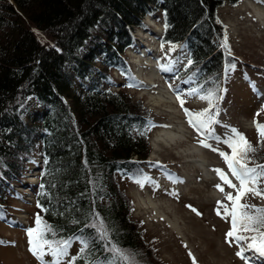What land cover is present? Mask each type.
<instances>
[{
	"label": "trees",
	"instance_id": "16d2710c",
	"mask_svg": "<svg viewBox=\"0 0 264 264\" xmlns=\"http://www.w3.org/2000/svg\"><path fill=\"white\" fill-rule=\"evenodd\" d=\"M223 2L237 0H0V221L17 192L11 184L25 183L23 173L38 156L37 181L29 186L33 223L39 214L56 233L50 239L72 241L61 264L76 256L74 264H108L112 245L135 254L137 264H165L130 217L122 186L143 177L153 123L140 99L108 85L119 82L112 71L132 78L124 50L133 29L155 13L159 42H182L187 51L178 78L217 103L222 69L235 62L222 47L216 8ZM255 136L248 139L257 147L253 160L264 164ZM97 216L106 239L91 227ZM81 240L88 243L82 254Z\"/></svg>",
	"mask_w": 264,
	"mask_h": 264
},
{
	"label": "rangeland",
	"instance_id": "374dc122",
	"mask_svg": "<svg viewBox=\"0 0 264 264\" xmlns=\"http://www.w3.org/2000/svg\"><path fill=\"white\" fill-rule=\"evenodd\" d=\"M249 1L255 5H264L263 0H237L235 4L223 2L216 8V15L224 26V37L227 36L228 47L235 62L228 64L227 70L222 69L224 71L220 77L221 96L219 101L213 104L215 107L210 105L207 107V100L199 99V96L205 95L198 91L194 95H188L195 88L189 83V79L178 78V72L186 61L187 51L182 42L157 43L160 33L155 28H160L161 19L155 13L147 14L155 28L147 26V24H143L142 27L144 31H147L144 34L152 36V38L139 36L140 33L133 29V44L124 50L123 59L129 65L132 78L126 80L115 71L111 72L112 79L119 80V82L115 84L111 82L108 85L109 88L115 90L120 85L133 99H140L148 110L147 116L151 118L153 125H156L151 127L148 133L149 153L145 160L140 162L142 179L134 180V182L124 180L122 186L125 188L126 195L131 199L130 217L140 221L145 240H150L158 258L165 264H192L188 255L189 251L195 256L197 264H255L256 259L257 261L264 260V256L254 250H248L247 246L252 242L250 239L241 241L239 244L233 243L232 246L225 241V234L231 228L230 218L226 220L222 218V215L218 216L215 211L217 201L224 200L222 193L214 187L221 181H202L203 183H201L198 168L187 161V155L177 148L185 146L188 142L200 145L198 141L206 138V134L202 135L189 126L184 110L176 99L178 94L185 101L184 108L193 113L211 107V112L215 114V119L218 121L211 125L215 136L224 139L230 128H236L247 139L254 141L256 138L252 122L257 111L264 105V24L257 19ZM145 48H147L145 55L147 54V57L157 62V76L151 80L153 83L149 85H147L146 77L150 73V69L146 67L143 56H139L136 64L133 63L134 58H132L136 54L144 53ZM231 65L234 67H230ZM122 80L124 83H120ZM129 82L134 86L123 85ZM159 89L169 90L174 96L175 101L172 106L177 109L175 115L182 122V126L188 129L187 141L180 140L176 146L164 145L161 141L153 147L150 146L152 134L161 128L168 119L166 110H164L166 105L155 102L148 93L157 92ZM255 118L262 121V113L260 112V115ZM206 142L220 151H231L227 145L217 143L214 139L209 138ZM155 146H157L156 149H154ZM202 148V155L211 165L226 169L218 152H214L210 148ZM153 149L155 154L150 156ZM38 160V156H36L33 165L27 166L28 169L23 173L26 181L36 178ZM192 172L194 173L193 177L191 175L186 177L187 173L192 174ZM136 181L143 182V187ZM233 182L235 183V180ZM223 186L226 192L232 191L235 195L233 189L226 185ZM11 187L18 190V193H14V200L9 201L10 210L1 217L0 241L3 243H0V263L41 264V261L28 251L26 230L35 227L32 190L23 183L22 185L12 183ZM145 192L149 193L151 200H154L153 202H156L157 206H161L167 217L173 215L176 218L179 228L183 231L184 239L182 236L176 235L164 217L153 214L154 212L146 200ZM224 202L230 204L228 201ZM241 203L263 204L259 198L252 197L251 194L242 199ZM188 205L197 209L201 215L191 211ZM223 211L221 208L222 214ZM240 234L251 237L248 232ZM242 249L247 259H241L236 255V252ZM250 258L253 262L250 261ZM52 259L49 255L43 257L45 264H48Z\"/></svg>",
	"mask_w": 264,
	"mask_h": 264
},
{
	"label": "snow or ice",
	"instance_id": "6c2138e0",
	"mask_svg": "<svg viewBox=\"0 0 264 264\" xmlns=\"http://www.w3.org/2000/svg\"><path fill=\"white\" fill-rule=\"evenodd\" d=\"M222 47L228 51L229 55L231 54L226 35ZM189 63H191V61H189ZM230 67H234V65H231ZM127 87H133V85L129 84ZM196 93L197 89H192L188 95H194ZM176 99L184 110L189 126L202 135L206 134L205 139L198 141L200 145L205 148H210L214 152H218L226 165L227 172L221 168L213 169L219 180L222 182L216 183L214 187L221 192L224 197V200L217 201V208L215 211L218 216L222 215V218L226 220L230 218L231 223L230 230L225 234V241L232 246L233 243L239 244L241 241L250 239L252 242L248 244V249L254 250L264 256V231H261V229L264 228V207L255 204L250 205L247 203H241V200L249 194H251L252 197L264 200V187H261V185L264 184V164H256L253 160V156L257 152V147L236 128H230L224 139L214 135V130L211 125L218 123V121L215 119V114L211 112V107H215L211 102V94L199 96V99L207 100L211 107L195 113L184 108L185 101L182 99L181 95L178 94ZM261 111H264V106L257 111L252 123L253 127L256 129L257 143L264 147V123H260L255 118L260 115ZM155 126L156 125H150L149 130L151 127ZM162 127H167V125ZM144 134L145 133H141V135ZM209 138L216 140L217 143L227 145L231 151L225 152L220 151L218 148H213L211 144L206 142ZM229 173L231 178H229ZM233 180H235V183ZM136 182L143 187V182ZM223 185L233 189L235 195L232 191L226 192ZM41 187H43V185H41ZM224 201H228L230 204L225 203ZM37 207L41 208L43 211H47V209L42 208L39 202H37ZM188 207L197 215H201L197 209L190 205H188ZM221 208L224 210L223 214L221 213ZM96 221L97 222L93 223L91 227L96 229L101 239H106L108 233L104 227L103 221L98 216L96 217ZM35 224L36 227L26 230L29 245L28 251L40 260L41 264H45L43 260L45 255H50L53 258L48 264H61L62 259L68 256V249L71 247L72 241L50 239L49 235L55 236L56 233L51 225L42 222V218L39 214L36 215ZM242 232H253L257 235L246 237L240 234ZM258 239H260L259 244L256 243ZM80 242L82 244L80 253L82 254L88 247V243L85 240H81ZM0 243L3 242L0 241ZM184 246L187 247V245ZM108 250L114 253V258L108 261V264H117V258L119 259L120 264H137L135 254L126 253L115 245H112ZM188 255L192 260V264H197L196 258L191 251L188 252ZM236 255L241 259H247L244 256L243 249L237 251ZM79 258L81 257H72L69 264H74Z\"/></svg>",
	"mask_w": 264,
	"mask_h": 264
},
{
	"label": "bare ground",
	"instance_id": "6f19581e",
	"mask_svg": "<svg viewBox=\"0 0 264 264\" xmlns=\"http://www.w3.org/2000/svg\"><path fill=\"white\" fill-rule=\"evenodd\" d=\"M264 1V0H263ZM250 5H251V9H254V13L257 17V19L264 24V5L259 4V5H255L253 3H251V1H249ZM261 16H263V18H261ZM143 22L144 24H147V26H151L153 28H155L153 21L151 20V18L147 17V14L145 15V17L143 18ZM108 25V24H107ZM137 33H140L139 36H147L149 38H152V36H148L146 34H144V32L147 33V31H144L142 28H135ZM155 30H159L157 28H155ZM151 32V31H150ZM154 32V31H153ZM152 33V32H151ZM142 34V35H141ZM144 34V35H143ZM147 48H145L143 51L144 53L142 54H136L134 58V62L133 63H138V58L139 56H143V61L145 62L146 67H149L150 69V73L148 74V76L146 77L147 79V85L153 83L151 80L157 76L156 73V66H157V62L156 60H151L149 57H147V54L145 55V50ZM137 51V50H136ZM132 53V52H131ZM134 53V52H133ZM148 53V52H147ZM144 54V55H143ZM151 96V98H153V100L155 102H159V103H164V105H166V108H164V110H166V115H168V119L166 120V123L164 125H167V127H161L158 130H156L151 137V147H153L157 142H160L162 144H166V145H177V142L180 140H186V137L188 136V129H186L185 127L182 126V122H180L179 119H177L175 112H176V108H174V106H172L174 103V96L170 93L169 90H164V89H159L157 90V92H148ZM176 107V106H175ZM163 110V111H164ZM180 116V115H179ZM163 125V126H164ZM186 126V125H185ZM150 140V139H149ZM189 140V139H188ZM157 145V144H156ZM157 146H155L154 149H156ZM181 152H184V154L187 155V161H190L191 164L195 165L198 170L200 171V178H201V183H203L202 181H208L211 182L213 180H216V182L219 180V178L217 177L216 173L213 171V169L217 168L216 166L211 165V163L206 160V158L202 155L203 153V148L201 145H196V144H192V143H187L185 146L183 147H177ZM154 149L152 150L150 156H154L155 151ZM172 149V148H171ZM173 150V149H172ZM179 152V151H178ZM178 154V153H177ZM186 161V162H187ZM215 162V161H214ZM190 165V164H189ZM187 166V165H186ZM226 168V167H225ZM193 170V169H192ZM227 172V168L224 169ZM198 172V171H197ZM186 174V173H185ZM190 175L193 177L194 173L192 172V174L187 173L186 177H190ZM199 175V174H198ZM229 178H231L230 173H229ZM196 179V178H195ZM33 180V179H32ZM220 181V180H219ZM200 183V184H201ZM206 183V182H205ZM222 183V182H221ZM202 185V184H201ZM205 185V184H204ZM203 186V185H202ZM24 190V189H23ZM26 191V190H25ZM149 192V191H148ZM145 192V196H146V200L149 204V207L152 208L153 210V214H158L162 217H164L166 223L170 226V228H172L176 235L182 236L183 237V231L181 228H179V225L176 222V218H174V216L172 215L171 217H167L166 214L163 213L161 206H157V203L153 202L149 196V193ZM218 192V191H217ZM216 192V193H217ZM140 197V195H139ZM141 199V198H140ZM144 200V199H143ZM144 203V202H142ZM167 206V205H166ZM168 207V206H167ZM148 208V207H147ZM163 208V207H162ZM149 209V208H148ZM170 209V208H169ZM168 209V210H169ZM150 211V210H149ZM176 216V215H175ZM184 239V237H183ZM252 258H250V261ZM253 262V261H252ZM255 264H264V260L261 261H257V259L254 261ZM249 264V263H248Z\"/></svg>",
	"mask_w": 264,
	"mask_h": 264
}]
</instances>
